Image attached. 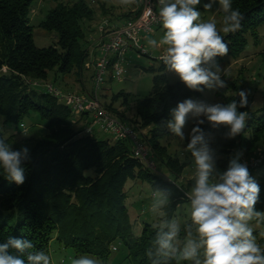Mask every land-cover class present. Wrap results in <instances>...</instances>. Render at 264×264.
I'll use <instances>...</instances> for the list:
<instances>
[{"label":"trees","instance_id":"1","mask_svg":"<svg viewBox=\"0 0 264 264\" xmlns=\"http://www.w3.org/2000/svg\"><path fill=\"white\" fill-rule=\"evenodd\" d=\"M32 4V0H0V126L25 128L26 120L35 114L46 123L48 133L29 150L22 185L7 180L0 167V244L10 237L28 239L35 250L50 254V245L56 239L72 248L77 256H93L102 264H108L111 249L121 245L131 264H151L146 252L153 246L156 230L146 223L139 236L133 234L126 208V185L130 180H138L148 183L153 192L157 187L170 190L169 218H176L178 209L188 202L185 191L177 183L146 169L134 156L130 141L103 140L95 132L88 134L86 129L92 123L90 115L85 114L77 121L70 107L39 84L50 76L58 82L59 78L74 73L81 75L89 60L95 63L100 50L89 51L86 24L96 19V11L85 0L59 5L48 13L41 27L58 34V46L38 48L30 25ZM232 8L239 9L244 20L238 31L228 33L224 39L229 47L226 56L238 60L246 51L249 36L256 44L258 42V29L264 25V0H232ZM221 14L223 17V12ZM134 16L131 11L124 18H117L123 21L116 24L121 25ZM226 56L216 57L219 67ZM161 63L148 96L133 101L121 91L111 97L110 103H104L112 114L135 131L149 129L147 136L140 134V137L155 161L172 175L179 176L186 164L169 155L167 148L161 145L169 134L162 122L171 119L170 110L179 102L200 96L202 92L187 88L180 80L170 84L166 67ZM92 69L91 83L94 64ZM223 79L227 86L217 89V96L224 105L233 101L239 104L238 93L244 87ZM228 92L232 94L228 96ZM247 99L246 108L238 107V111L248 113L246 127L235 138L225 137L227 128L213 129L207 121L200 125L211 134L210 147L215 150L216 167L220 171L227 169L237 149L249 158L264 153L254 154L256 147L264 143V106L252 110L249 94ZM119 101L123 108L135 104L134 122H126L114 108ZM13 137L6 138L0 128V138L9 145ZM263 168L264 163L250 170V174ZM258 181L260 195L255 207L264 211V173L258 176ZM258 243L264 246V237Z\"/></svg>","mask_w":264,"mask_h":264},{"label":"clouds","instance_id":"2","mask_svg":"<svg viewBox=\"0 0 264 264\" xmlns=\"http://www.w3.org/2000/svg\"><path fill=\"white\" fill-rule=\"evenodd\" d=\"M119 3L130 5L135 0H119ZM157 3L163 35L158 41L150 38L146 41L152 49L163 48L161 60L166 69L197 92L225 88L227 83L221 78L216 62V57L229 52L221 31L225 34L238 31L244 15L232 8V0H207L203 3L204 10L210 11L218 3L224 14L222 28H218L215 20L202 19L197 8L201 0H157ZM148 11L152 13L151 8ZM248 94L241 90L239 104L233 101L226 105L188 98L170 110L171 119L162 122L163 127L184 141L183 129L188 118L195 119L196 126L191 128L186 145L194 162V172L193 183L184 193L188 220L183 225L176 218H169L171 191L157 187L152 194L150 212L155 222L151 227L156 230V237L146 252L151 264H264V246L254 234L255 227L264 224V211L255 207L260 186L246 163L239 162L242 152L230 160L226 170H218L215 150L208 138L211 134L200 127L207 121L213 129L227 128L226 138L240 135L246 127L248 113L238 111V107L248 106ZM29 158L27 147L13 150L0 138V167L7 180L22 185L24 165ZM259 235L264 237V231ZM0 264H52V261L45 251L35 250L31 240L10 237L0 244ZM71 264L100 262L81 255L72 259Z\"/></svg>","mask_w":264,"mask_h":264},{"label":"rangeland","instance_id":"3","mask_svg":"<svg viewBox=\"0 0 264 264\" xmlns=\"http://www.w3.org/2000/svg\"><path fill=\"white\" fill-rule=\"evenodd\" d=\"M32 10L30 14V25L33 28V36L35 44L38 48H49L58 46V34L55 32H47L41 24L45 21L48 13L58 7L59 5L72 4L78 0H32ZM95 11L96 19L92 23H87L88 30L87 39L89 40V51L92 53L99 39L98 26L102 20H114L116 24L121 21L117 18H124L127 13L133 11L136 7L135 3L130 5H121L119 0H85ZM207 0H201V5L197 6L201 11L203 20H215L218 28H222V11L219 10V5L214 4L212 10L206 11L203 9V3ZM104 6V7H103ZM104 11V12H103ZM85 27V26H84ZM162 25L155 28L149 34H143L142 44L147 49L148 56L137 52L130 53L125 65V73L121 81L116 80L112 74L108 73L105 77V81L102 84L101 93L105 98L104 101L111 102V97L123 91L128 94L133 101L142 99L150 94L153 87V78L159 74V68L162 63L159 59L162 55L163 48L152 49L147 45L146 38L156 39L157 41L163 35ZM221 35L224 38L227 34L221 31ZM249 44L244 54L238 60H234L229 56L223 58V63L219 67L221 72V78H225L231 82H235L238 86H243L244 90L249 93L251 100V109L257 110L264 106V25L258 29V42L256 44L255 39L249 36ZM94 62L89 60L85 65L82 74H71L63 78H59L58 82H54L50 76L48 80L40 82L42 87L53 86L64 93H73L77 95H85L92 88V67ZM150 68H154V72L148 71ZM215 71V69H213ZM165 74L168 77L170 84H174L179 81V77L175 73L166 69ZM217 90L205 89L200 96L192 97L194 100L205 101L209 104L220 103L223 104L222 98L216 94ZM228 92V96L231 95ZM114 108L125 119L126 122H134L136 120L135 104H132L129 108H123L121 101L114 104ZM203 119V117H200ZM195 119L189 116L188 122L183 129L185 133V140L182 141L178 137H175L170 131L164 139L161 141V145L167 148V153L173 158L178 159L181 164H186L183 172L179 176H174L170 171L164 167H160L156 163V170L160 177L167 181L175 182L178 186L186 192L192 185V173L194 172V162L189 152L186 151V145L189 142L188 134L191 128L194 127ZM4 131L5 137L14 136L11 148L13 150L27 147L29 150L43 137L47 135L46 123L39 119L38 115H33L26 120L25 128H18L15 125L7 124V127L0 126ZM95 127V135L103 140H112L111 136L98 131ZM149 129L141 131L140 134L147 136ZM113 141V140H112ZM241 150L237 149L234 152V157ZM264 151V143L259 144L254 150L255 153ZM264 173V168L261 171L253 173L252 177L258 181V176ZM126 192L128 199L126 201V208L128 210L129 219L132 223V232L135 236H139L146 223L153 224L155 218L150 212V206L152 204L153 191L148 183H143L138 180H130L126 185ZM186 198V197H185ZM188 202L183 204L176 214V219L184 224L188 220L187 216ZM255 226V222H253ZM264 231V224L255 227L254 234L257 236V240L261 238L259 233ZM183 234V232H182ZM117 245V244H115ZM114 245V246H115ZM117 250L114 247L111 249V257L108 264H131V261L126 258L127 251L123 246L117 245ZM50 257L52 264H71L72 259L78 258L75 251L72 248H68L64 243L58 240H53L50 245ZM93 257V256H91ZM95 258V257H93ZM96 259V258H95ZM99 261V260H98ZM100 262V261H99ZM100 264H102L100 262Z\"/></svg>","mask_w":264,"mask_h":264},{"label":"built area","instance_id":"4","mask_svg":"<svg viewBox=\"0 0 264 264\" xmlns=\"http://www.w3.org/2000/svg\"><path fill=\"white\" fill-rule=\"evenodd\" d=\"M149 8L152 9L151 14H149ZM158 9L157 0H136V7L133 10L134 18L121 25L108 19L101 21L97 29L99 39L96 41L100 53L94 63V77L89 94L64 93L53 86H46L45 88L47 93L72 109L77 121L83 118L85 114L90 115L92 123L86 129L88 134H94L95 127H97L99 131L109 134L114 141H130L134 156L146 169L154 173H157V167L150 148L141 139L140 132L122 122L107 109L101 88L108 73L112 74L116 80L121 81L130 53L148 54L142 44V35L149 34L162 25L159 20ZM137 43H139V47H137ZM159 59L161 60V56ZM239 162L246 163L249 171L257 169L264 163V153L252 158L243 153ZM114 250L116 251L117 248L114 247Z\"/></svg>","mask_w":264,"mask_h":264},{"label":"crops","instance_id":"5","mask_svg":"<svg viewBox=\"0 0 264 264\" xmlns=\"http://www.w3.org/2000/svg\"><path fill=\"white\" fill-rule=\"evenodd\" d=\"M99 131V130H98ZM99 132H101V131H99ZM103 133V132H102ZM104 134H106V133H104ZM107 135H109V134H107ZM110 136V135H109ZM112 138V137H111ZM113 140V139H112Z\"/></svg>","mask_w":264,"mask_h":264}]
</instances>
